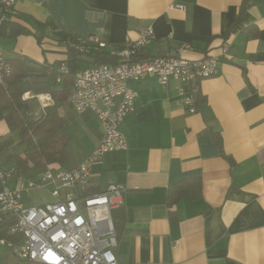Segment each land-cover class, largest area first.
Segmentation results:
<instances>
[{"label": "crops", "instance_id": "obj_1", "mask_svg": "<svg viewBox=\"0 0 264 264\" xmlns=\"http://www.w3.org/2000/svg\"><path fill=\"white\" fill-rule=\"evenodd\" d=\"M14 11L6 22L28 34L12 38L7 30L0 51L8 63L33 70L20 83L30 87L21 96L25 116L35 122L56 108L68 139L62 164L23 175L13 158L23 146L8 152L19 134L0 120V141L13 139L8 154H0L1 168L36 181L46 170L79 166L99 142V122L73 111V84L64 103L49 91L63 89L61 64L82 72L96 65L97 49L87 44L80 53L69 45L96 37L114 55L151 27L154 39L141 59L211 55L218 73L191 85L127 81L136 93L119 126L127 149L106 154L86 189L94 195L109 185L125 187L123 206L112 213L117 264H264V0H19ZM183 88L193 96L194 113L181 103ZM46 96L51 103L42 108L37 98ZM7 186L13 190L17 181ZM32 191L34 206L53 202L51 187L23 194L29 201Z\"/></svg>", "mask_w": 264, "mask_h": 264}, {"label": "built area", "instance_id": "obj_2", "mask_svg": "<svg viewBox=\"0 0 264 264\" xmlns=\"http://www.w3.org/2000/svg\"><path fill=\"white\" fill-rule=\"evenodd\" d=\"M17 1L1 0L0 27L9 16L15 15ZM153 39L151 27L142 28L136 41L127 42L116 51L117 65L95 66L74 75L69 96L71 108L78 115H94L101 128L98 144L79 166L46 170L36 181H26L0 166V223L8 225L9 234L15 238L13 241L0 238V247L6 248L18 264H117L114 250L118 239L112 213L123 206L125 187L109 185L104 192L94 195L86 194V189L95 167L106 154L127 149L119 126L133 111L136 99L127 81L155 77L162 86L169 80L191 85L218 73V59L211 55L194 61L179 55L139 59L141 50ZM87 44H94L97 50L106 47L96 37L71 43L69 47L81 53ZM226 50L224 47L222 53ZM11 73L12 68L0 51V84ZM59 73L67 75L68 67L61 64ZM179 92L184 108L194 113L192 94L184 88ZM37 99L42 108L51 103L49 96ZM12 178L17 187L10 190L7 182ZM37 187H51L53 202L25 205L22 195Z\"/></svg>", "mask_w": 264, "mask_h": 264}, {"label": "trees", "instance_id": "obj_3", "mask_svg": "<svg viewBox=\"0 0 264 264\" xmlns=\"http://www.w3.org/2000/svg\"><path fill=\"white\" fill-rule=\"evenodd\" d=\"M7 30H9L8 34L12 38L28 34L27 30L18 27L15 22L3 23L0 27V36L4 35ZM93 56L95 66L118 64V57L105 52L104 48L98 49ZM9 63L12 73L3 84H0V120L7 123L11 132H18L19 134V145L23 146L24 149L21 155H15L13 158L20 173L25 175L32 171L45 169L51 164H62L65 160V145L68 139L64 133L65 124L63 120L58 117L56 108L48 109L45 116L35 122L30 121L25 116L21 96L30 87L22 86L20 83L22 79L30 78L33 70L14 60H10ZM75 73L73 69H69L68 74L62 76L64 83L61 91H49L57 102L64 103L66 101L67 87L74 83ZM12 144L13 139L10 137L5 141H0V154L6 152ZM225 158L230 162L229 158ZM86 194H88L87 190ZM115 232L118 239L119 235L116 228ZM0 238L8 241L15 240L13 235L8 232V225L3 223H0Z\"/></svg>", "mask_w": 264, "mask_h": 264}, {"label": "rangeland", "instance_id": "obj_4", "mask_svg": "<svg viewBox=\"0 0 264 264\" xmlns=\"http://www.w3.org/2000/svg\"><path fill=\"white\" fill-rule=\"evenodd\" d=\"M13 138L16 137V134H13L12 135ZM16 140V138H15ZM22 147L19 146L16 142L15 144L11 147V149L8 151L10 154H18V153H21L22 151ZM8 152L2 154L1 156H5L8 154ZM32 197V200L33 198L36 199V191H32L31 194H30ZM30 197L29 196H26V195H23L22 196V200L24 203L28 204L30 207H33L34 204H35V200L33 201H29ZM0 264H18L16 259L10 255V253L8 252V250L4 247H0Z\"/></svg>", "mask_w": 264, "mask_h": 264}]
</instances>
